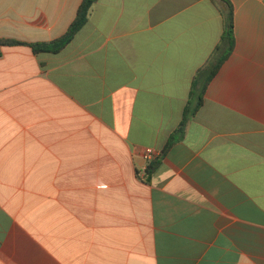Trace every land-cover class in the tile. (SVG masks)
Instances as JSON below:
<instances>
[{
    "label": "crops",
    "instance_id": "obj_1",
    "mask_svg": "<svg viewBox=\"0 0 264 264\" xmlns=\"http://www.w3.org/2000/svg\"><path fill=\"white\" fill-rule=\"evenodd\" d=\"M82 2L0 0V264H264V0H96L34 53Z\"/></svg>",
    "mask_w": 264,
    "mask_h": 264
},
{
    "label": "trees",
    "instance_id": "obj_2",
    "mask_svg": "<svg viewBox=\"0 0 264 264\" xmlns=\"http://www.w3.org/2000/svg\"><path fill=\"white\" fill-rule=\"evenodd\" d=\"M95 1L96 0H83L78 10L76 18L74 22L71 24V26L69 27L66 34L62 36L61 38L56 39L55 41L50 42V43L32 44L31 48L33 49L34 53L36 54L42 53V52L58 53L64 47H66L74 39L75 35L87 23L89 10ZM223 41H225V44H226V49L224 50L223 55L215 63L209 66V70L205 72L206 76L204 77L203 80H202L203 71L201 70L199 72V75L201 76V78L200 79L197 78L193 84L189 102L184 112L183 120L175 132L177 135L183 134L185 132V129H186V126L189 120L192 117H194L197 114V112L200 110V108L203 106L204 97H205L209 82L216 75L221 64L226 60V58L229 57V55L231 54L234 48V42H235L234 40V11L231 5H230V10L227 14V18H226ZM20 45H25V43L19 42L16 40H0V49H2L3 47L20 46ZM174 139L175 137L173 135L169 143H172Z\"/></svg>",
    "mask_w": 264,
    "mask_h": 264
},
{
    "label": "built area",
    "instance_id": "obj_3",
    "mask_svg": "<svg viewBox=\"0 0 264 264\" xmlns=\"http://www.w3.org/2000/svg\"><path fill=\"white\" fill-rule=\"evenodd\" d=\"M157 152H155L153 149H151V148H148L147 150H146V158H147V160H149V161H152V160H154L156 157H157Z\"/></svg>",
    "mask_w": 264,
    "mask_h": 264
}]
</instances>
